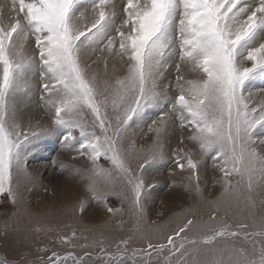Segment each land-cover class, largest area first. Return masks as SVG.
Listing matches in <instances>:
<instances>
[{
    "label": "snow or ice",
    "instance_id": "6c2138e0",
    "mask_svg": "<svg viewBox=\"0 0 264 264\" xmlns=\"http://www.w3.org/2000/svg\"><path fill=\"white\" fill-rule=\"evenodd\" d=\"M117 9V0H11L7 21L0 9V195L17 203L14 181L27 172L30 153L57 135L61 149L75 153L73 160L86 159L72 174L88 197L113 214L121 210L107 205L109 196L130 200L134 214L143 217L155 187L144 173L165 158L169 130L178 122L170 159L187 173L185 187L201 193L200 170L208 158L222 174L214 180L222 195L247 191L254 206V194L264 189V0H121ZM89 50L101 53L105 76L112 56L126 71L101 87L98 73L90 74L91 65L82 60ZM171 69L176 92L169 97ZM36 72L51 128L18 119V98L31 90ZM187 72L197 78H186ZM151 115V145L137 149L133 141L125 147L129 132ZM185 139L198 146L199 157L186 150ZM145 151L150 154L134 165L132 153ZM77 207L83 214L85 200ZM196 226L187 219L165 242L133 250L132 257H140L134 264H153L165 253L166 261L176 257L177 264H264V219L245 236L247 248L214 247L218 240L239 238L226 224L205 226L199 239H189ZM120 244L126 249L128 241ZM71 256L53 252L43 264H67ZM126 258L112 255L109 264H125Z\"/></svg>",
    "mask_w": 264,
    "mask_h": 264
},
{
    "label": "rangeland",
    "instance_id": "374dc122",
    "mask_svg": "<svg viewBox=\"0 0 264 264\" xmlns=\"http://www.w3.org/2000/svg\"><path fill=\"white\" fill-rule=\"evenodd\" d=\"M117 3L119 11L121 0H117ZM10 4L11 0H0L5 21ZM88 21H91V14L88 15ZM27 51L33 54V46L30 45ZM100 56L98 51L95 54L90 50L82 53V60L91 65L90 74L98 73L102 87L104 79L112 80L122 75L126 66L119 57H109L105 76L103 60L97 59ZM36 59L38 63V56ZM93 60L97 62L92 63ZM244 63L250 66L249 62ZM167 75L169 80H173L169 92L171 97L176 92V73L171 69ZM185 75L189 79L197 78L195 73L187 72ZM30 85L31 90L18 98L19 121L24 126L31 123L42 128L54 127L40 100L42 89L39 72L31 74ZM151 119H155V115L129 132L125 147L133 141L137 149L142 146L147 149L151 145L153 134L148 132ZM179 133L177 122L169 130L171 142L165 146V158L144 173L146 183L154 184L155 187L151 189L150 199L144 203L143 217L134 214L130 200L122 202L117 196H109L107 205L121 210L113 214L107 212L102 203L88 197L82 181L72 174V167L85 166L86 159L77 157L73 160L75 153L63 151L57 135L45 138L30 153L27 172L18 182L14 181L18 193L17 203L13 204L6 194L0 195V260H6L8 264H43L47 257L56 252L61 257L72 254L67 264H73V259L79 258L83 259V264H109L110 256L118 257L125 253V264H134V260L140 257H132L133 250L146 248L148 241L153 244L165 242L166 236L186 223L187 219L197 222V226L188 233L189 239H199L205 226L226 224L230 230L240 232L239 238L218 240L214 247L247 248L249 240L245 236L254 232L264 219V189L254 194V206L246 201L247 191L242 190L243 195L237 192L222 195L221 185L214 183L222 174L212 167L208 158H205L206 166L200 170L201 193L195 192L194 188H186L185 185L189 184L187 173L181 174L170 159L171 150L178 143ZM185 145L186 150L193 149L194 155L200 156L198 146L187 139ZM149 154L147 151L133 152V164ZM61 162L67 166L61 168ZM101 163L108 167L103 158ZM173 180L176 184L170 187ZM191 183L195 185V181ZM81 199L85 200L86 211L83 214L77 207ZM74 208L76 211H73ZM213 213L215 220L212 219ZM241 225L248 227L241 229ZM73 231L75 237L72 236ZM65 236L70 242L62 240ZM122 240L128 241L126 249L120 244ZM197 247L206 246L201 244ZM166 256L167 253L154 259L153 264H177L178 258L166 261Z\"/></svg>",
    "mask_w": 264,
    "mask_h": 264
}]
</instances>
